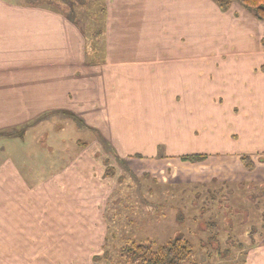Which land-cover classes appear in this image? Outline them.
Returning <instances> with one entry per match:
<instances>
[{
  "label": "crops",
  "instance_id": "crops-1",
  "mask_svg": "<svg viewBox=\"0 0 264 264\" xmlns=\"http://www.w3.org/2000/svg\"><path fill=\"white\" fill-rule=\"evenodd\" d=\"M27 1L0 0V133L42 118V127H36L43 131L33 129L28 136L51 163L58 158L52 155L66 152L67 136L61 134L67 129L55 117L75 116L81 124L75 141L86 137L89 145L78 146L71 174L60 168L42 185L54 202L64 201L65 191L57 190L69 185L76 201L93 203L96 210L94 216L75 211L76 221L82 219L78 225H48V233H94L85 219H98L105 207L100 201L110 199L97 156L105 155L99 140L141 175L158 183L159 175L187 180L201 189L192 202L204 195L203 188L216 186L219 195L236 201L246 186L264 184V162H259L264 156V22L237 3L224 12L212 0H104L101 45L91 51L83 26L57 8ZM5 135L0 136V155H7L0 164V201L8 202L11 227L0 228L1 250L4 236L20 239L19 218L29 215L15 205L33 193L20 172L25 137ZM186 156L206 158L192 163L182 160ZM242 156L256 159L255 170L245 168ZM84 181L91 187L87 192ZM209 195L205 203L215 196ZM252 197L244 195L247 202H254ZM176 198L160 197L155 224H164L167 215L174 218L167 223H180L173 206L164 210V202ZM263 212L256 207L262 221ZM262 236L237 264H264Z\"/></svg>",
  "mask_w": 264,
  "mask_h": 264
},
{
  "label": "rangeland",
  "instance_id": "rangeland-1",
  "mask_svg": "<svg viewBox=\"0 0 264 264\" xmlns=\"http://www.w3.org/2000/svg\"><path fill=\"white\" fill-rule=\"evenodd\" d=\"M18 1L21 2L23 0ZM92 1L28 0L27 2L57 8V10L65 13L79 28H82L83 25L86 28L87 24H91V20L94 19L96 13H98L96 18H99L100 6L98 5L103 4V1L101 3L98 0ZM96 7H98L97 10ZM139 9V7H136V10ZM83 13L86 14V17H89V20H84L85 14ZM148 17L152 18L150 14H148ZM84 21H87V23ZM93 21V24H95L96 19ZM90 45L91 40L89 41V47ZM55 120L67 129V132L62 129L63 133L61 134L67 136L65 140L66 152L62 155H52V158L57 156L58 158L51 163L42 158L39 149L34 148L36 144L33 136H28V133L33 129H40V133L43 131L42 128L36 127L42 121L28 128L25 131L26 133L24 132L25 135L21 138L25 137L24 143L20 144L19 164L21 170H19L23 178L29 181L30 186L28 185V187L33 193L31 192V198H24L15 205L16 209L21 213L26 212L29 218H19V221L24 223L19 228L20 239L12 241L10 240L11 236H4L3 248L2 250L0 249V259L3 264H32L33 258L41 259L40 262L45 264L50 261L59 264H123L119 250L129 242L150 240L155 243V246L159 247L178 237L187 239L194 250V255L184 264H237L242 259L245 261L250 247L256 244L260 237H263L264 220L262 221V218L259 219L255 212L257 206L264 211V184H260L258 187L246 186L236 201H230V198L223 197L224 194L219 195L220 193L216 186L210 188L213 191L203 188L201 192L204 195L201 198L197 197L199 198L198 201L192 202L196 193L201 189H194V187L189 186L187 180L177 181L159 175L161 182L158 183L150 175H141L138 167H133L131 170L127 165L125 167L124 163V166H122L116 160L120 158L113 151L108 153L106 150H104L105 155L98 154L97 156L100 159L102 158L100 162L103 164V188L110 194V197H108L110 199L108 202L100 201V204L105 206L103 215L100 214L98 219L94 217L92 223L89 222L92 219H85V225L94 233H67L65 235L58 232L48 233L46 227L48 225H52V228L55 229H58L56 228L57 226L78 225L82 219L76 221L78 219L75 214L80 210H85V214L89 213V211L92 212L93 216L96 214L95 209L91 210L93 203L76 201L77 195L74 194L73 189L69 185H64L62 191L59 188L57 190L59 194L65 191L63 193V195L65 194L63 202L51 201L47 187L42 185L47 176L60 168L68 169L67 173L71 174L69 170L72 168L74 158L78 156V151L76 152L77 148H79L78 146L87 147L89 145L86 137L83 140L75 141L78 138L76 130L81 125L79 122L72 120L69 116L65 119L55 117ZM48 125H50L51 129L53 124L49 122ZM40 127L42 126L40 125ZM57 129L55 128L49 133L54 135L57 133ZM15 136L19 137L21 135L17 134ZM44 142L45 140L40 146H43ZM2 143L3 140L1 141V146ZM97 145L102 146L100 140ZM50 154H55V152ZM0 156V164H3L7 155ZM250 159L252 160L251 157ZM121 160L124 161V159ZM255 160H252L253 163ZM259 162H264V156L261 157ZM24 164L27 166L26 168ZM107 171L108 175L105 176ZM34 173L35 176H33ZM32 176L33 181L37 182L35 186L31 185ZM94 178L97 177L94 176ZM180 178L181 180L184 179ZM66 182L67 178L64 183ZM83 183H85L83 186L85 192H87L86 189H91V187L87 188L85 181ZM69 184L71 185L72 182L70 181ZM34 188H36L35 193ZM88 193L85 199L90 196ZM172 194H175L177 198L175 201L168 200L164 202V205L167 206L164 207V210L169 209V206H173V210L179 212L177 219L180 220V223L176 225L170 224L171 221L167 223L169 219L174 220L173 217L167 215L168 218L164 224H155L157 221L155 215L159 210L156 204L159 205L160 197ZM208 194L215 196L205 203L204 198ZM245 194L252 195L254 202H247L248 200L244 198ZM152 195L154 196L151 197ZM197 195L201 194L198 193ZM45 198L49 200H45ZM7 203L0 201V213L3 216H0V228L4 229V231L11 227V223L8 221L10 218L6 212L8 209ZM195 203L197 208L194 209ZM2 219L4 222L1 221ZM22 226L26 228H22ZM105 229L107 230L105 231ZM50 236H52V242H57L56 246L52 250L47 249L45 253H40L39 251L41 250L38 248ZM31 237L32 240L30 241ZM14 252L15 256L8 261ZM94 257L95 262H93Z\"/></svg>",
  "mask_w": 264,
  "mask_h": 264
},
{
  "label": "trees",
  "instance_id": "trees-1",
  "mask_svg": "<svg viewBox=\"0 0 264 264\" xmlns=\"http://www.w3.org/2000/svg\"><path fill=\"white\" fill-rule=\"evenodd\" d=\"M98 1L100 3L102 1L104 2V0H98ZM212 1L216 3L218 7L224 12L229 11L232 4L237 3L246 11L251 13L253 17H255L257 20L264 22V0H212ZM98 6H100L99 18L98 17L96 18V16L98 15V13H96L93 19V20L96 19V23L93 24L94 21L91 20V24L90 25L87 24L86 28L85 25H83L86 37L88 39V47H89V41L91 40V45L89 47V50L91 51L92 50L96 51L98 48H100L101 40L103 37V23H104V16H106V14H105V8L103 7L104 4H99ZM97 9L98 7H96V10ZM88 18L89 17H86L85 14L84 20H89ZM84 22L87 23V21ZM68 116L71 117L72 120L76 121L75 116L73 117L71 115ZM41 120L42 118L22 127L21 129H16L15 131L7 135H5L4 133H0V136L5 135V136L13 137L17 134H20L21 136H19V138H22L25 135L24 132L27 131L28 128H30L33 124L39 123ZM101 144L108 153H112V150L109 146H107L103 142H101ZM205 158H206L205 156H186L183 157L182 160L188 162H200L205 160ZM116 160L118 163H121L122 166L125 165V164L123 165L124 162L123 160L121 159H116ZM241 160L244 166L249 171H253L255 169V164L250 159V157L242 156ZM125 167L127 166L125 165ZM107 175H108V171L105 174V176ZM30 240H32V237ZM56 243L57 242H52V236H50L46 241L42 243L43 245L40 246L41 249L38 248L39 250H41L39 252L45 253L47 249L52 250L56 246L55 245ZM119 252H120L119 254L121 260H123V264H184L194 255L192 244L184 237H178L174 240H171L167 244L159 247L155 246V243H153L150 240H146L144 242L133 241L124 245L119 250ZM93 262H95V257L93 258Z\"/></svg>",
  "mask_w": 264,
  "mask_h": 264
}]
</instances>
